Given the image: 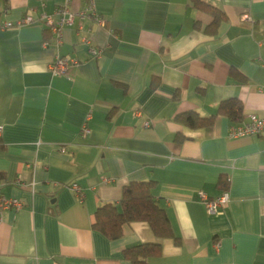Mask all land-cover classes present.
<instances>
[{"label":"crops","instance_id":"obj_1","mask_svg":"<svg viewBox=\"0 0 264 264\" xmlns=\"http://www.w3.org/2000/svg\"><path fill=\"white\" fill-rule=\"evenodd\" d=\"M207 1L227 15L216 34L190 0H94L103 21L85 0H0V178L24 203L0 219V264H132L123 249L141 242L162 245L155 264H264V136H229L226 115L200 128L175 119L231 96L244 118L264 116V0ZM60 5L85 12L58 42L45 44L39 22L3 26L58 18ZM57 55L77 61L53 75ZM180 131L190 137L176 140ZM221 174L230 199L210 214L198 191L219 195ZM132 180L155 181L180 244L143 220L113 239L92 227Z\"/></svg>","mask_w":264,"mask_h":264},{"label":"trees","instance_id":"obj_2","mask_svg":"<svg viewBox=\"0 0 264 264\" xmlns=\"http://www.w3.org/2000/svg\"><path fill=\"white\" fill-rule=\"evenodd\" d=\"M198 9L212 15V20L205 30L209 34H216L222 21L227 19L225 12L218 6L207 0H190ZM196 26H199L195 23ZM45 39L52 43L55 40L49 28H44ZM231 75L239 81H246V77L239 71L232 69ZM152 85H157L156 79H152ZM244 105L237 96H231L221 100L216 110L209 114H202L196 109H188L178 112L175 119L182 125L190 128L210 126L218 115H226L232 122L242 120ZM190 137L182 131L176 134L175 139L182 141ZM230 179L227 174H221L217 187L228 189ZM155 181L132 180L126 183L122 189L119 201H108L100 204L93 216L92 227L101 231L108 238H118L124 233V225L130 221H147L155 235L158 237H171L175 243L180 244L181 238L174 231L170 217L161 204L160 199L153 192ZM52 211L51 208H49ZM123 255L132 264H155L162 255V245L158 242H141L123 249Z\"/></svg>","mask_w":264,"mask_h":264},{"label":"built area","instance_id":"obj_3","mask_svg":"<svg viewBox=\"0 0 264 264\" xmlns=\"http://www.w3.org/2000/svg\"><path fill=\"white\" fill-rule=\"evenodd\" d=\"M86 8L85 11H91L95 15V18L98 21H103L100 14H98L94 9V0H85ZM41 4H45V0H40ZM57 13H59V17L55 18L53 14L48 13L46 11H42L35 17L31 13H27L20 17L16 21H5L3 26H11V25H21L25 23H33L39 22L44 27L49 28L53 33L55 40L58 42L62 37V27L64 25L72 24L77 16L82 15L85 11H72L68 8L67 5H60L57 7ZM244 18H249L248 14L243 15ZM45 44H50L48 40L45 39ZM92 52L98 54L100 50L98 48L93 47ZM75 58H70L67 56L57 55L49 64L50 71L53 75H60L66 72L68 66L71 63L76 62ZM140 109L135 110V114H141ZM150 120L146 119L144 121L145 126H150ZM89 127L84 126L82 133L86 134L89 132ZM2 127L0 126V135H1ZM228 134L231 137H239L246 135H262L264 136V116L260 115L256 112H251L248 114L246 118H243L240 121H237L230 125ZM64 151L65 148L61 147ZM17 181H20L17 179ZM3 181L0 178V219L5 210L9 208H13L15 210L20 209L23 206V201L15 196H8L3 191ZM74 187H78L77 184H73ZM198 195L200 200L206 206L207 211L210 214H222L224 213V209L230 199V194L227 190L222 191L217 196H210L204 190L200 189L198 191Z\"/></svg>","mask_w":264,"mask_h":264}]
</instances>
